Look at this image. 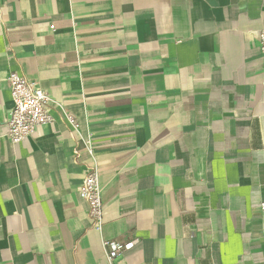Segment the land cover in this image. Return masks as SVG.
Wrapping results in <instances>:
<instances>
[{
	"label": "crops",
	"instance_id": "1",
	"mask_svg": "<svg viewBox=\"0 0 264 264\" xmlns=\"http://www.w3.org/2000/svg\"><path fill=\"white\" fill-rule=\"evenodd\" d=\"M261 29L264 0H0V264H109L106 239L137 240L121 264H264ZM11 72L52 117L18 143Z\"/></svg>",
	"mask_w": 264,
	"mask_h": 264
},
{
	"label": "built area",
	"instance_id": "2",
	"mask_svg": "<svg viewBox=\"0 0 264 264\" xmlns=\"http://www.w3.org/2000/svg\"><path fill=\"white\" fill-rule=\"evenodd\" d=\"M257 42L263 58L264 73V29L258 31ZM6 82L12 106L9 109L4 136L12 143H18L28 139L40 127L51 123L52 117L47 110L50 97L43 88L16 72L9 73ZM67 116L72 122V117ZM78 194L88 205V214L93 226L99 228L103 220V204L98 173L95 168H90L84 176ZM136 242L137 240L128 242L118 239L103 240L102 246L109 264H121L119 259L122 253L129 250Z\"/></svg>",
	"mask_w": 264,
	"mask_h": 264
}]
</instances>
